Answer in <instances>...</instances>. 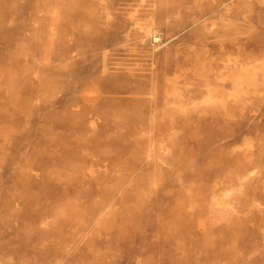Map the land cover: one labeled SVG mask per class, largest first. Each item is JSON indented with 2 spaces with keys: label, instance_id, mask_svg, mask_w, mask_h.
Returning a JSON list of instances; mask_svg holds the SVG:
<instances>
[{
  "label": "rangeland",
  "instance_id": "1",
  "mask_svg": "<svg viewBox=\"0 0 264 264\" xmlns=\"http://www.w3.org/2000/svg\"><path fill=\"white\" fill-rule=\"evenodd\" d=\"M0 264H264V0H0Z\"/></svg>",
  "mask_w": 264,
  "mask_h": 264
}]
</instances>
